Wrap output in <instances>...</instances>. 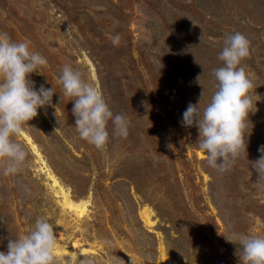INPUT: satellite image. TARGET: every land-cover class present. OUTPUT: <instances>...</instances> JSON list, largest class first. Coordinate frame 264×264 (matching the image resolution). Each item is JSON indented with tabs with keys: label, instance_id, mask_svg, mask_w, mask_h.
Listing matches in <instances>:
<instances>
[{
	"label": "rangeland",
	"instance_id": "374dc122",
	"mask_svg": "<svg viewBox=\"0 0 264 264\" xmlns=\"http://www.w3.org/2000/svg\"><path fill=\"white\" fill-rule=\"evenodd\" d=\"M0 31L47 58L30 79L60 101L38 110L17 138L29 153L23 171L0 175V251L45 216L58 246L75 252L56 254L60 264H240L230 234L264 235V180L251 165L264 145V0H0ZM235 32L251 41L242 66L259 97L247 155L220 173L198 149V128L181 121L203 90L201 108L210 101L224 38ZM65 64L130 119L127 138L112 137L111 122L106 150L79 138L58 83ZM43 163L74 201L89 200L83 216L63 207Z\"/></svg>",
	"mask_w": 264,
	"mask_h": 264
},
{
	"label": "clouds",
	"instance_id": "9594fccd",
	"mask_svg": "<svg viewBox=\"0 0 264 264\" xmlns=\"http://www.w3.org/2000/svg\"><path fill=\"white\" fill-rule=\"evenodd\" d=\"M121 35L112 37L119 46ZM251 54V41L242 33L227 34L224 47L218 55L222 66L213 69L215 91L206 106L201 108L204 90L198 103H189L182 114V126L198 128V149L204 154L207 165L220 172L230 171L236 160L246 154L249 115L255 113L253 103L255 85L242 66ZM48 66V60L34 51L30 41L17 42L0 31V175L16 176L23 171L29 153L18 137L38 116V110L53 105V87L43 84L37 89L30 79L33 73ZM201 76L197 77L199 81ZM63 93L73 102L72 115L80 139L106 150L112 137L127 138L130 119L114 114L98 85L93 84L79 68L65 64L58 78ZM259 97V96H258ZM255 107L256 111L253 112ZM259 158L252 162L258 173V182L264 180V145L258 148ZM229 242L239 245L240 264H264V235L232 232ZM58 237L52 222L37 216L30 230L16 238H8L7 251H0V264H60L56 251ZM66 264H72L68 260ZM79 264H92L81 259Z\"/></svg>",
	"mask_w": 264,
	"mask_h": 264
},
{
	"label": "bare ground",
	"instance_id": "6f19581e",
	"mask_svg": "<svg viewBox=\"0 0 264 264\" xmlns=\"http://www.w3.org/2000/svg\"><path fill=\"white\" fill-rule=\"evenodd\" d=\"M25 137L27 138L28 142L32 145V148L34 149L35 153L37 155H39V157H40L41 154L39 153V150L36 147V145L32 142L31 138L27 135H25ZM43 165H44V168H46V171H47V174H48L50 181L52 182V187L54 189H56V191L54 190L55 193H57V195L59 197H61V199H62L60 202H62L61 204L63 205V207L68 209L69 211L75 212V214H78L79 217L83 216L87 211V205L89 203V200L74 201L72 196H71L70 191L68 189H66L60 183L58 178L51 172L50 169H47V166L45 163H43ZM141 217L147 226L152 227L154 225V221L152 220V213L150 211H148V209H146V208L143 209V211L141 212ZM56 254L59 257L65 256L68 254L75 256V252H69L63 246H57Z\"/></svg>",
	"mask_w": 264,
	"mask_h": 264
}]
</instances>
